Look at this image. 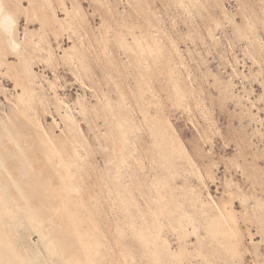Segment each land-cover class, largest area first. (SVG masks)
Masks as SVG:
<instances>
[{
    "label": "rangeland",
    "instance_id": "rangeland-1",
    "mask_svg": "<svg viewBox=\"0 0 264 264\" xmlns=\"http://www.w3.org/2000/svg\"><path fill=\"white\" fill-rule=\"evenodd\" d=\"M0 175V264H264V0H0Z\"/></svg>",
    "mask_w": 264,
    "mask_h": 264
},
{
    "label": "bare ground",
    "instance_id": "bare-ground-1",
    "mask_svg": "<svg viewBox=\"0 0 264 264\" xmlns=\"http://www.w3.org/2000/svg\"><path fill=\"white\" fill-rule=\"evenodd\" d=\"M8 19H9V18H8ZM4 21H5V20H4ZM7 21H8V23H6ZM10 21H11V20H10ZM12 21H13V20H12ZM6 22H4V23H6V24H4V23H2V24L5 25V28H8V30H10V28H11V30H12L13 27H10V28L7 27V26H9V24H10V23H9V20H6ZM7 24H8V25H7ZM11 25H13V22H12ZM11 25H10V26H11ZM2 27H3V26H2ZM5 30H6V29H5ZM11 30H10V31H11ZM12 31H13V30H12ZM8 32H9V31H8ZM8 32H7V33H8ZM10 33H11V32H10ZM10 33H9V34H10ZM13 42H14V41H13ZM13 42H12V43H13ZM13 44H14V43H13ZM17 44H18V43H17ZM15 47H16V46H15ZM16 48H17V47H16ZM16 48H15V49H16ZM18 48H19V45H18ZM37 48H38V47H37ZM49 53H50V50H49ZM60 166H61V165H60ZM3 168H4V167H3ZM0 176H2V175H0ZM0 180H1V179H0ZM8 180H9V179H8ZM2 183H3V182H2ZM15 189H16V187H15ZM7 212H8V211H7ZM28 215H29V213H28ZM1 242H2V241H1ZM1 242H0V243H1ZM0 245H1V244H0ZM9 252H10V251H9ZM14 255H15V254H14ZM17 255H19V254H17Z\"/></svg>",
    "mask_w": 264,
    "mask_h": 264
}]
</instances>
